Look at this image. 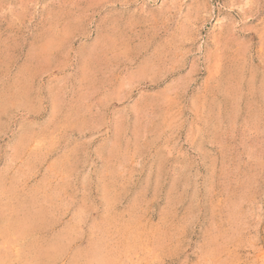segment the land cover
Listing matches in <instances>:
<instances>
[{"label": "rangeland", "instance_id": "374dc122", "mask_svg": "<svg viewBox=\"0 0 264 264\" xmlns=\"http://www.w3.org/2000/svg\"><path fill=\"white\" fill-rule=\"evenodd\" d=\"M0 264H264V0H0Z\"/></svg>", "mask_w": 264, "mask_h": 264}]
</instances>
